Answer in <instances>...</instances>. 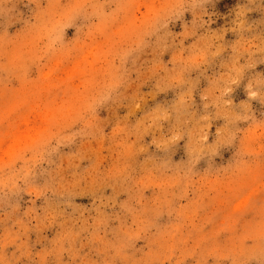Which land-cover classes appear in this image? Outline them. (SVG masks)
I'll return each instance as SVG.
<instances>
[{"label": "rangeland", "instance_id": "1", "mask_svg": "<svg viewBox=\"0 0 264 264\" xmlns=\"http://www.w3.org/2000/svg\"><path fill=\"white\" fill-rule=\"evenodd\" d=\"M0 264H264V0H0Z\"/></svg>", "mask_w": 264, "mask_h": 264}]
</instances>
